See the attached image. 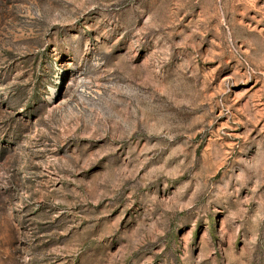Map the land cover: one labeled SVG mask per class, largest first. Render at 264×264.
Masks as SVG:
<instances>
[{"label":"rangeland","instance_id":"1","mask_svg":"<svg viewBox=\"0 0 264 264\" xmlns=\"http://www.w3.org/2000/svg\"><path fill=\"white\" fill-rule=\"evenodd\" d=\"M0 264H264V0H0Z\"/></svg>","mask_w":264,"mask_h":264}]
</instances>
